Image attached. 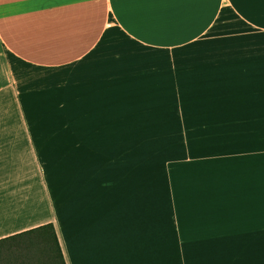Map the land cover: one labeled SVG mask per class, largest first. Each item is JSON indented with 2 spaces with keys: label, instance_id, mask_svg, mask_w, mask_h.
Here are the masks:
<instances>
[{
  "label": "crops",
  "instance_id": "crops-1",
  "mask_svg": "<svg viewBox=\"0 0 264 264\" xmlns=\"http://www.w3.org/2000/svg\"><path fill=\"white\" fill-rule=\"evenodd\" d=\"M263 88L264 0H0V239L54 223L67 264H264V174L150 208L54 182L122 100Z\"/></svg>",
  "mask_w": 264,
  "mask_h": 264
},
{
  "label": "rangeland",
  "instance_id": "rangeland-1",
  "mask_svg": "<svg viewBox=\"0 0 264 264\" xmlns=\"http://www.w3.org/2000/svg\"><path fill=\"white\" fill-rule=\"evenodd\" d=\"M131 53L125 51L121 71H128L123 63ZM232 93L226 99L169 98L162 115L156 106L142 111L135 101L122 100L110 116L120 129L99 132V146L73 147V162L66 164L72 179L54 182L62 189L82 185L119 193L137 205L147 202L148 208L160 197L171 201L178 192L175 197L183 200L206 185L240 186L247 180L230 178L231 173L264 174V88ZM35 241L36 246L24 238L1 243L0 264H62L53 235Z\"/></svg>",
  "mask_w": 264,
  "mask_h": 264
},
{
  "label": "trees",
  "instance_id": "trees-1",
  "mask_svg": "<svg viewBox=\"0 0 264 264\" xmlns=\"http://www.w3.org/2000/svg\"><path fill=\"white\" fill-rule=\"evenodd\" d=\"M48 234L53 235V239L56 243V247H57V250L59 252V258L61 260V263L67 264L54 223H47V224L38 226L36 228H33L31 230L21 232V233H18V234H15V235H12V236H9L6 238H2V239H0V244L5 242V241L17 240L19 238H24L26 245H35L36 246V242H37V241H35L36 237L46 236Z\"/></svg>",
  "mask_w": 264,
  "mask_h": 264
},
{
  "label": "water",
  "instance_id": "water-1",
  "mask_svg": "<svg viewBox=\"0 0 264 264\" xmlns=\"http://www.w3.org/2000/svg\"><path fill=\"white\" fill-rule=\"evenodd\" d=\"M114 200H117V197H112V198H110V199L108 200V202L110 203V202H112V201H114ZM108 202H107V204H109ZM111 205H112V204H110V205H108V206H111ZM115 206H116V205H115ZM120 209H122V206H121V208H119V210H120Z\"/></svg>",
  "mask_w": 264,
  "mask_h": 264
}]
</instances>
